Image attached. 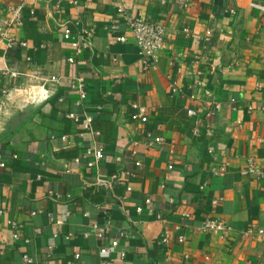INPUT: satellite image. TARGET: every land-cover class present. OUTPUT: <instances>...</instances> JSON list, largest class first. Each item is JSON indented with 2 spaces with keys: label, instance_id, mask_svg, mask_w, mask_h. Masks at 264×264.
I'll return each instance as SVG.
<instances>
[{
  "label": "crops",
  "instance_id": "0c3cea01",
  "mask_svg": "<svg viewBox=\"0 0 264 264\" xmlns=\"http://www.w3.org/2000/svg\"><path fill=\"white\" fill-rule=\"evenodd\" d=\"M120 4L127 16L165 26L164 45L148 66ZM13 8L20 10L18 25L9 21ZM0 26L27 42L12 49L0 43V107L5 89H48L51 75L59 79L54 95L0 140V264H257L264 258V240L243 234L249 227L264 231V178L240 173L249 156L264 169V0H0ZM66 26L91 33V46L74 63L66 60L72 53ZM4 67L18 76L2 74ZM76 75L86 83L82 105L70 88ZM171 81L185 95L172 94ZM133 100L145 107L146 123L131 120ZM71 111L90 115L92 130L101 124L106 156L94 169L85 162L95 137L82 118L66 117ZM196 117L211 125V135L193 136ZM61 134L71 140L62 142ZM114 170L121 176L113 189L94 188ZM119 195L126 197L123 209L107 203ZM205 218H220L233 230L226 237L203 232ZM96 224L107 226L101 237ZM113 239L118 248L102 256ZM24 253L34 261L25 263Z\"/></svg>",
  "mask_w": 264,
  "mask_h": 264
},
{
  "label": "built area",
  "instance_id": "2783aa9c",
  "mask_svg": "<svg viewBox=\"0 0 264 264\" xmlns=\"http://www.w3.org/2000/svg\"><path fill=\"white\" fill-rule=\"evenodd\" d=\"M117 11L119 14H123L127 27L128 29L132 32L133 38H134V43L136 45L138 54L142 57L143 62L145 66H148L152 60L155 59L157 53L162 49L164 45V37L166 34V29L165 26L160 23V22H150L146 21L142 18L139 17H132V16H127L125 13V7L123 4H120L117 6ZM12 17L9 19L10 22H14L15 24H20L21 20V14L19 8H13L11 11ZM112 28H115V26H112ZM184 31H188L187 28L183 29ZM210 36H212V31L207 30L206 31V39H209ZM63 38L67 41H69L70 47L72 48V53L66 57L67 62L69 63H74L76 61V58L79 57L86 49H88L92 42H91V33L88 32L87 30H78V31H73L72 28L70 27H65L63 31ZM119 41H125L124 36L118 37ZM0 43H2L5 47V49H12L15 45H20L22 47L27 46L26 41H20L17 40L15 37L11 36L6 28H3L0 26ZM2 74H9L12 78H16L18 76L17 71H9L8 68L4 67L2 69ZM50 81V87L55 89L58 85L59 79L58 76L56 75H51L49 77ZM70 88L74 91L77 92L78 94V99L76 100L77 105H82V100L86 97L87 91H86V83L85 79L81 75H76L73 80H71L70 83ZM169 88L172 94H179L185 95V90L181 84H178L176 81H171L169 84ZM7 89L3 90L2 93L6 94ZM57 91V90H56ZM205 94H208V91L205 92ZM190 98L194 99L195 95L191 94ZM63 96H57V101L61 102L63 101ZM130 107L132 109V113L130 115L131 120L133 121H141L143 123H146L148 121V115L146 113V109L144 106H142L139 102L137 101H131ZM219 107V104L217 103L216 108ZM187 109V114L196 116L197 111L194 108L191 107H186ZM66 117L73 119V120H78V119H83V128L84 130H92L91 129V123H92V117L90 115H85L80 116L79 113L76 112H68L66 114ZM92 133L95 137L92 145L90 148L87 150V152L91 153L93 156L91 159H87L85 162V165L88 169H94L98 165L100 161H102L105 156H106V149L103 145V143L99 140L100 136V131L99 130H92ZM212 130H211V125L209 123L203 124L202 120L196 117L195 123L192 126V134L194 137H200V136H209L211 135ZM83 133H79V137H82ZM60 139L62 142H69L71 139L69 135L67 134H61ZM158 142L163 143V138L159 137ZM209 152H212V147H209ZM79 158H75L74 162L75 163H80ZM136 165H140V161H136ZM4 166V163L2 161V155L0 154V168ZM225 167H221L220 170L223 172ZM214 174H217L218 172L214 169L213 170ZM240 173L244 176H254L257 178H264V169L260 166L258 161L253 157L249 156L247 157L244 166L240 169ZM121 176V171L120 170H114L109 173L108 177L102 180H98L95 183L94 188L96 189L103 188L107 190L113 189L114 184L119 182V178ZM86 184H88L85 181ZM127 190L131 189L130 185L126 186ZM49 197L53 200H59L60 195L51 192ZM125 196H117L116 199L113 200H107V203L109 205H119L121 209L124 208V201H125ZM70 200V195L66 194V200L65 203H69ZM146 203H150V199L147 198L145 200ZM137 212L142 211V207L139 206L136 208ZM37 212H41L40 210L33 212L34 214ZM2 213V211H0ZM88 215V213H86ZM184 217H189L190 215L188 213H183L182 214ZM47 216L50 218L51 213H48ZM59 223V222H57ZM94 228L97 230L98 236H103L105 230L107 229V226H99L95 225ZM201 230L206 233H214L217 234L221 237H226L230 235L232 232L233 228L231 224L227 221H224L220 218H205L202 221L201 224ZM244 236H255L258 239H263L264 240V231L263 229H254L253 227H249L244 231ZM54 238L58 236V233H54L52 235ZM71 237L70 233H67L66 238ZM169 239V233L166 231L163 234L162 241L167 242ZM26 243H29V239H25ZM119 246V241L117 239L111 240L108 246L102 247L100 249V253L102 256H106L108 253L112 252L115 248H118ZM48 248L51 250L54 248V244H49ZM120 255L122 257H125L126 252L125 251H120ZM23 261L25 263H31L34 261V259L28 254L24 253L22 255ZM257 264H264V258L260 261H258Z\"/></svg>",
  "mask_w": 264,
  "mask_h": 264
},
{
  "label": "water",
  "instance_id": "95a60500",
  "mask_svg": "<svg viewBox=\"0 0 264 264\" xmlns=\"http://www.w3.org/2000/svg\"><path fill=\"white\" fill-rule=\"evenodd\" d=\"M52 87L26 85L18 89H10L2 98L0 107V140L19 127L50 97L54 95Z\"/></svg>",
  "mask_w": 264,
  "mask_h": 264
},
{
  "label": "trees",
  "instance_id": "16d2710c",
  "mask_svg": "<svg viewBox=\"0 0 264 264\" xmlns=\"http://www.w3.org/2000/svg\"><path fill=\"white\" fill-rule=\"evenodd\" d=\"M96 124H97L96 125L97 126L96 129L100 130V132H101V129H100L101 124L100 123H97V122H96Z\"/></svg>",
  "mask_w": 264,
  "mask_h": 264
}]
</instances>
